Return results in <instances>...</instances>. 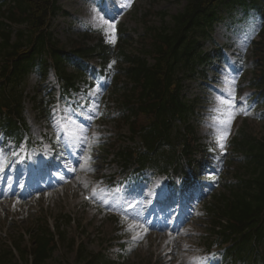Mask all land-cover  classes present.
<instances>
[{"label": "trees", "instance_id": "obj_1", "mask_svg": "<svg viewBox=\"0 0 264 264\" xmlns=\"http://www.w3.org/2000/svg\"><path fill=\"white\" fill-rule=\"evenodd\" d=\"M224 4H237L244 9L254 6L258 10L263 8L264 12V0H186L184 9L172 15L170 23L163 21L160 27H149L139 36L141 49L133 53L127 50L132 37L126 30H122L121 43L115 49L102 42L92 47L85 41L88 36H84L85 40L71 42L72 51H67L49 29L55 0H0V124L10 134L20 136L24 123L23 82L36 65L40 66L41 74L46 71L48 63L44 55H54L63 79L67 84H72L74 75L68 72V66L81 72L79 67L83 63L79 57H91L99 51L106 61L115 54L127 64L120 70L128 82L121 86L118 77L113 88L121 92L123 114L127 118L125 122L132 132L140 133L145 144V150L138 153L133 148L120 151L118 156L125 167L136 161L160 163L164 159L160 154L169 148L172 160L166 166L180 171L185 165L193 166L197 171L199 164L194 154L202 151V145L192 144L194 133L189 121L194 113V105L181 94L177 69L184 67L193 72L205 60L197 48L195 36L199 30L203 33L204 29L212 26L217 9ZM162 14L163 17L167 15ZM21 25L25 29H18L14 34L12 27ZM253 54L257 60L252 85L264 91V27ZM149 58L153 62H149ZM40 107L45 112L43 103ZM179 121L187 124L185 135L178 127ZM174 126L182 137L176 144ZM235 142L236 150L244 160L238 167L239 173L234 178L236 182L226 184L224 193L229 192L230 196L223 195L219 217H229L238 228L242 225L241 243H254L251 245L254 249L261 247L260 258L264 255V136L257 139L243 131L241 138ZM166 144L170 147H163ZM43 225L34 238V264H46V259L52 257L57 247L56 235L61 240L65 236L59 225L55 232L46 223ZM79 250L80 260H87L93 254L83 245ZM11 257L9 252L0 253V264H16L12 263ZM85 264H98V261ZM101 264L111 263L101 261Z\"/></svg>", "mask_w": 264, "mask_h": 264}, {"label": "rangeland", "instance_id": "obj_2", "mask_svg": "<svg viewBox=\"0 0 264 264\" xmlns=\"http://www.w3.org/2000/svg\"><path fill=\"white\" fill-rule=\"evenodd\" d=\"M127 1L128 3H124L121 6L113 8V13H105L104 10H99L94 7L96 0H61V5L63 8L74 13L69 17H64L62 15L56 16L53 20L52 30L56 34V37L63 44H65L67 41L68 43H71L75 39L80 38V34H82L81 32L86 30L87 26L92 24L93 27H96V24L94 25V17H103L105 20L115 24L114 35L116 41V27L118 24H124L131 35L138 37V35L142 34L148 26H159L162 23V16L159 13L149 14L147 19L148 22H146L144 16L146 13H149V10H153L154 12L166 11L170 16L182 10L184 6V2L182 0ZM93 9H95V12H93ZM234 13L236 14L233 16V18L229 13H223L224 18L219 20L212 30L213 36L217 43L222 44L229 40L230 43L233 42L231 46H228L229 50L227 51V57H229L230 60L229 58H226V61L221 63L218 74H212L210 71H208V74H206L207 76L203 75V77L201 76L200 79L195 78L192 80L193 82L188 81L185 88V92L190 94L191 97L199 96L201 98L198 109L202 110L200 113H198V118L193 120L198 123V125L196 123L198 136L204 143H211L214 138H216V141L218 142V148L221 150V153H226L225 145L224 149L220 148V144L223 143V134L233 127V124L230 121H227L229 117L232 119L234 117L235 119L234 135L240 127H244L254 136L261 137L264 134V124L262 118L260 117L261 110H264V108H259L257 112L253 111L251 115H245L244 113L236 114L237 110L235 107L222 108L223 105H221L218 101V99L221 97L222 91H227L226 89H228L234 92L236 89V83L240 79L230 74L228 69V66L232 64L230 61L235 60L238 62V56H242L244 70L241 72L246 74V79L250 77L249 69L252 55L250 52L251 48L249 41L252 36H254V31H256L260 25V18L256 15H251L248 18L242 19L241 11L237 10ZM108 15H116L117 18L111 17L109 19ZM104 33L106 35V39L109 40V35L106 34V31H104ZM107 33H111V30L108 29ZM93 37L95 36L93 35ZM129 48H133L132 45ZM204 48L207 50L212 48L209 41L206 40L204 42ZM230 55H233L234 59H232V56ZM241 72L239 73V76H241ZM38 75L39 74L34 72L29 76L26 82L25 90V115L30 124V136L32 138V142L47 140L49 137L52 138L54 136L61 135L68 130L76 131L77 129L75 128L74 123H68L71 128L67 129L64 119L60 122L58 118H53L51 122H48L41 115V113L38 112L37 108L34 107L33 97H36L37 100L47 97L48 91L53 85L51 70L48 71L47 79L45 80L39 79ZM207 77L221 82L220 84L214 82V84L219 87L222 86L223 89L220 92L215 90V93H208L212 88H206V84L209 81ZM233 79L235 80L234 84L231 83ZM244 84L242 83L241 85L243 86L240 87L242 89L241 93H243V96L240 94L241 97H244L245 95L247 96L250 92L254 91V89L251 90L249 87H247L246 82H244ZM205 91L208 94H206ZM81 92L84 91L81 90ZM83 95L84 94L82 93H77L75 94V97L77 96V99H80ZM86 95L93 99L90 103V108L93 109L96 107V105H98L95 93L94 91L92 93L86 92ZM246 96L244 99H246ZM205 112H209L212 116L208 117L206 114H201ZM111 121V119H108L103 123V128L107 132L108 136L112 137V140L118 138V136L119 139L123 140L122 138L125 137L123 135H125L128 130L127 127L117 130ZM245 125L248 127H245ZM84 133L85 130L82 128L80 130V136L83 137ZM233 170H235L234 167L229 168L228 171H230V175H232ZM235 172L238 174V170H235ZM1 181L4 180L0 178V182ZM8 191L9 187L1 189L0 184V250H10L11 244L13 243L14 245L13 239L18 237L22 229L26 230L27 227L31 228L32 225L34 226L36 224L34 218L41 215L46 216L47 220H49L52 226L55 222L54 219L61 214L71 215L76 219V222L80 219L84 229H81V226L78 222H75L76 224H67L63 227L64 229H67L69 238L73 237L77 239L76 246H78V243L83 242L90 251L95 253L102 251L103 246H101V244L103 237L106 235L105 239L107 236L111 238L115 233V228H113L111 223H108L107 220H105L106 216L103 214V212L94 213L95 208L92 206H84L82 204V193L78 192L77 179H72L70 183L67 182L63 187L55 189V191L50 195L44 193L39 197L26 198L25 200L22 199L16 205L14 202H11L13 201V198L11 200L9 199V201H3V198L6 197ZM17 214H19L18 216L20 218L16 217ZM198 226L199 224H193L196 234H199L202 231V228ZM137 230L138 231H134L132 233V238L134 236H142V238L134 239V244L144 245V247L140 248L137 246L134 250L135 254L128 257L126 262H128V264H151V260L157 262L158 257L160 259L164 252V245L161 242L160 237L159 242H157V238H154L151 241L149 239V233L146 234V232L140 227ZM99 231L102 233H100L99 238H96L99 235ZM158 234L161 235L160 231ZM6 235L8 237H5ZM28 238L29 236L26 237L27 240ZM183 238L186 239L184 244L175 247L172 250V253L170 254L172 260L168 261L169 256H166L164 258L165 262L163 261V264H189L192 252L195 254L193 250L194 241L195 243L202 242L200 238H192L186 234L183 235ZM189 238L193 241H189ZM73 251H75V248H73ZM65 252L66 250L64 249H58L54 252L53 258L50 259L48 263L72 264V260L76 259V254L73 252ZM56 257H59V259L57 260Z\"/></svg>", "mask_w": 264, "mask_h": 264}, {"label": "snow or ice", "instance_id": "obj_3", "mask_svg": "<svg viewBox=\"0 0 264 264\" xmlns=\"http://www.w3.org/2000/svg\"><path fill=\"white\" fill-rule=\"evenodd\" d=\"M93 12H95V9H93ZM93 20H94V25L95 24H101V25L104 26V28H102L101 30L102 31H106V34L109 35L108 42L109 43H112V44H115V35H114V32H115V24L114 23H111L108 20H105L103 17H99V18L94 17ZM108 29L111 30V33H107V30ZM115 63H116V61H112V64H115ZM111 66L112 65H109V67H111ZM231 83L234 84L235 83V80L233 79L231 81ZM233 91H234V89H233ZM219 101H220L221 104L225 105L228 108H234L235 107L234 98L233 99H225V98L220 97L219 98ZM241 110L244 111L243 109H241ZM244 114L247 115L248 114L247 111H244ZM90 118L91 117H89V119ZM67 123H75V121H74L73 118L69 117ZM226 136H227V132H225L224 138H226ZM78 138H80V137H78ZM82 139L86 142L88 140V137L87 136H83ZM93 140H94V142L98 143L99 140H100L99 134L94 133L93 134ZM220 148L221 149H224V144L223 143L220 144ZM88 159H91V157H88ZM93 195H95V193ZM87 198L88 199H91V197H87ZM128 207L129 208H134L135 206L133 204H131V202H128ZM124 219L127 220L129 218L127 216H125ZM139 227H140V225H138L135 222H133L132 224L129 225V230L130 231L137 230ZM144 231L146 232L147 229L145 228ZM139 238H142V236H139V237L138 236H134L133 237V239H139ZM201 259H202V262H203L204 258H201Z\"/></svg>", "mask_w": 264, "mask_h": 264}]
</instances>
